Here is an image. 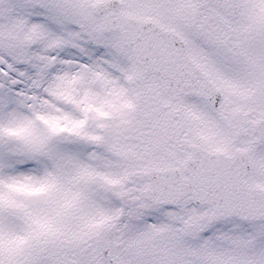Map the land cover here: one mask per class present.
<instances>
[{
	"label": "snow or ice",
	"instance_id": "6c2138e0",
	"mask_svg": "<svg viewBox=\"0 0 264 264\" xmlns=\"http://www.w3.org/2000/svg\"><path fill=\"white\" fill-rule=\"evenodd\" d=\"M0 264H264V0H0Z\"/></svg>",
	"mask_w": 264,
	"mask_h": 264
}]
</instances>
